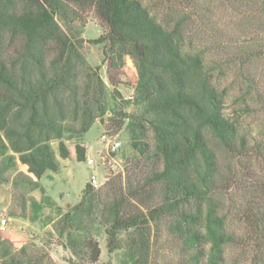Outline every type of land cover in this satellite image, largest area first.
<instances>
[{
	"label": "trees",
	"instance_id": "16d2710c",
	"mask_svg": "<svg viewBox=\"0 0 264 264\" xmlns=\"http://www.w3.org/2000/svg\"><path fill=\"white\" fill-rule=\"evenodd\" d=\"M220 1L242 13L251 5ZM255 1L256 10L249 6L250 14L237 24L243 34L264 33V0ZM91 7L108 27L91 42L107 41L105 54L113 53V66L124 64L128 55L138 71L135 98L154 143L138 136L132 145L152 170L127 193L121 179L110 181L105 200L87 183L82 200L53 228L67 232L72 251L86 264H105L99 262V242L83 231L93 221L105 226L110 252L120 248L121 233L129 232L123 264H150L151 224L167 219L188 264H226V247L244 237L263 247L264 209L248 213L245 232L227 228L217 199L225 175L208 133L231 159L254 154L264 162V141L251 138L224 111L226 90L216 83L215 61L205 59L206 46L186 43L182 20L159 22L141 0H0V176L20 161L28 173L18 171L15 182L37 185L60 166L51 141L58 139L61 156L69 158L64 132L83 135L105 115L108 86L100 67L81 53L82 31L72 33L79 10ZM209 13L203 14V27L217 32ZM241 76L250 86V76ZM257 95L264 104V93ZM123 124L124 119L117 126ZM135 124L142 132L143 122ZM76 154L86 160V146L77 143ZM70 223L83 234L72 232ZM3 242L0 264H46L42 255ZM258 256L264 260V251Z\"/></svg>",
	"mask_w": 264,
	"mask_h": 264
},
{
	"label": "rangeland",
	"instance_id": "374dc122",
	"mask_svg": "<svg viewBox=\"0 0 264 264\" xmlns=\"http://www.w3.org/2000/svg\"><path fill=\"white\" fill-rule=\"evenodd\" d=\"M141 1L159 22L170 24L177 19L182 20L186 43L206 46L205 59L215 61L218 67L216 83L226 90L224 111L251 138L264 141V104L257 95L258 92L264 93V33L243 34L237 27L243 17L250 14L247 11L249 6L253 7L252 12L256 10V1L250 0L251 5L248 3L244 13L242 8L235 12L227 5L221 7L220 0ZM207 10L211 20L218 23L219 34L208 32L203 27L202 17ZM79 13L78 19L73 21L72 33L82 31L84 43L81 53L93 67H100L98 72L109 90L107 111L104 116L97 117L83 135L64 132L63 140L71 152L69 158L61 156L58 139L51 141L60 166L57 171H48L37 185L15 182L18 171L28 173V166L20 161L6 168L4 178L0 176V246L3 241H9L15 250L25 247L29 253L45 257L46 264H86V260L72 251L67 232L60 234L53 225L82 200L87 183H91L101 194V199L105 200L110 181L121 179L127 193L129 186L143 181L152 170L151 163L140 159L132 145L138 136L150 145L154 143L148 121L141 118L142 105L135 98L138 81L136 66L131 65L128 55L124 64L113 66V53L105 54V49H109L108 42H91L108 32L107 25L100 19L95 7L79 10ZM241 74H246V78L250 76L251 90ZM123 119L124 124L119 128L117 123ZM136 122H143L142 132L137 129ZM208 135L225 175L217 194L220 212L226 217L228 229L245 232L250 226L248 213L264 209L263 158L249 154L241 159H231L211 138V134ZM115 142H120V146L114 148ZM77 143L87 148V159L84 161L77 158ZM6 153L13 151L7 149ZM89 158L93 159V164L88 163ZM93 177L97 185L92 183ZM3 219H6L5 224ZM168 222L167 219L158 225L151 224L150 264H188L181 242L170 233ZM69 225L75 234H83L72 227L75 223ZM82 227L88 236L91 234L99 242L100 263H124L129 232L121 233L120 248L110 252L104 225L93 221L86 222ZM244 238L226 247V264H264L258 256L261 250L264 251V246L259 248Z\"/></svg>",
	"mask_w": 264,
	"mask_h": 264
},
{
	"label": "built area",
	"instance_id": "2783aa9c",
	"mask_svg": "<svg viewBox=\"0 0 264 264\" xmlns=\"http://www.w3.org/2000/svg\"><path fill=\"white\" fill-rule=\"evenodd\" d=\"M129 62L131 63V65L134 64V61H133L132 57L129 58ZM134 66H135V64L133 65V67H134ZM118 146H120V142H115V143L113 144V147H114V148H117ZM88 163L93 164V159H92V158H89V159H88ZM91 181H92V183H93L94 185H97L94 177H93V179H92ZM2 221H3V224L6 223V219H3ZM2 227L5 228V225H3Z\"/></svg>",
	"mask_w": 264,
	"mask_h": 264
}]
</instances>
